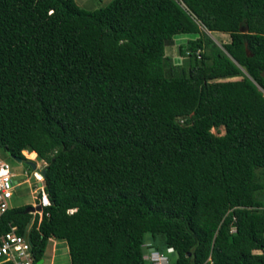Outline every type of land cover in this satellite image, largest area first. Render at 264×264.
<instances>
[{
    "label": "trees",
    "instance_id": "trees-1",
    "mask_svg": "<svg viewBox=\"0 0 264 264\" xmlns=\"http://www.w3.org/2000/svg\"><path fill=\"white\" fill-rule=\"evenodd\" d=\"M199 25L229 41L186 39L192 64L165 75ZM258 87L264 0H0V149L44 161L49 202L5 210L0 235L27 233L34 261L53 238L70 264H143L158 239L172 264H264Z\"/></svg>",
    "mask_w": 264,
    "mask_h": 264
},
{
    "label": "rangeland",
    "instance_id": "rangeland-1",
    "mask_svg": "<svg viewBox=\"0 0 264 264\" xmlns=\"http://www.w3.org/2000/svg\"><path fill=\"white\" fill-rule=\"evenodd\" d=\"M80 7L91 10L103 5H106L110 0H74ZM199 32L195 34H176L173 35L170 41L164 46L163 70L165 75L180 76L187 70L188 66L192 64V60L188 57V52L184 54L179 53V46L185 45L186 39H193L200 37L202 39V50H196L195 53L209 52L212 49H221L222 44L229 41L227 33L223 32H210L203 26L199 25ZM198 58V56H197ZM229 79H239V77H233ZM259 88V87H258ZM264 95V91L259 88ZM210 131L214 134H222L223 128L220 126L217 129L211 128ZM26 151V150H25ZM26 153V152H25ZM25 160H31L35 164V170L41 169L44 165V161L38 159L35 154L29 153L27 156L21 153ZM0 160L5 161L10 166L11 172L14 175L13 180H17L19 185L13 190L9 204L11 206H20L24 204L32 205L35 202L34 196L36 195V189L38 190L42 185V182L37 181L32 176L34 169L30 168L23 162H17L8 153L0 149ZM257 180L262 183V188L255 193L257 200L264 203V175L257 171ZM38 216V215H37ZM156 248L161 251L168 259L170 264L173 263L175 253L173 250L166 248L160 243L158 239H155ZM43 262L41 264H70L66 246L63 241L49 238L46 242L45 250L42 254Z\"/></svg>",
    "mask_w": 264,
    "mask_h": 264
},
{
    "label": "built area",
    "instance_id": "built-area-1",
    "mask_svg": "<svg viewBox=\"0 0 264 264\" xmlns=\"http://www.w3.org/2000/svg\"><path fill=\"white\" fill-rule=\"evenodd\" d=\"M15 174L11 172L10 166L5 161L0 160V214L10 207L9 200L13 190L19 185L17 180H13ZM35 180L42 182V177L35 170L32 172ZM36 191L35 202L32 206L39 205L40 211H33L31 214L41 216V209L48 205V199L43 191V183ZM143 246L145 251L142 254L143 264H170L167 257L156 248L152 247L149 241H145ZM256 253H264V250H256ZM34 261L31 244L28 234H18L15 226H9L8 230L0 235V264H37Z\"/></svg>",
    "mask_w": 264,
    "mask_h": 264
},
{
    "label": "water",
    "instance_id": "water-1",
    "mask_svg": "<svg viewBox=\"0 0 264 264\" xmlns=\"http://www.w3.org/2000/svg\"><path fill=\"white\" fill-rule=\"evenodd\" d=\"M242 32H245V30H242ZM12 158L15 159L17 162H23V163L27 164L30 168L35 170V164L33 162H31V160H23L20 157H12ZM36 171L40 174L41 177H43L44 168L37 169ZM24 211L30 212V213L33 211H40V207H39V205H36V206L30 205V206L25 207ZM41 261L42 260L39 259L36 263L40 264Z\"/></svg>",
    "mask_w": 264,
    "mask_h": 264
},
{
    "label": "crops",
    "instance_id": "crops-1",
    "mask_svg": "<svg viewBox=\"0 0 264 264\" xmlns=\"http://www.w3.org/2000/svg\"><path fill=\"white\" fill-rule=\"evenodd\" d=\"M42 261L40 262V264L43 262V259H41Z\"/></svg>",
    "mask_w": 264,
    "mask_h": 264
},
{
    "label": "flooded vegetation",
    "instance_id": "flooded-vegetation-1",
    "mask_svg": "<svg viewBox=\"0 0 264 264\" xmlns=\"http://www.w3.org/2000/svg\"><path fill=\"white\" fill-rule=\"evenodd\" d=\"M23 160H25V159H23ZM27 165V164H26Z\"/></svg>",
    "mask_w": 264,
    "mask_h": 264
}]
</instances>
